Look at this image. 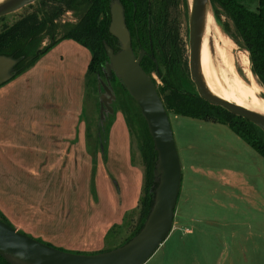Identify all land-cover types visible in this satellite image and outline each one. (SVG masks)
Masks as SVG:
<instances>
[{"label":"crops","instance_id":"obj_1","mask_svg":"<svg viewBox=\"0 0 264 264\" xmlns=\"http://www.w3.org/2000/svg\"><path fill=\"white\" fill-rule=\"evenodd\" d=\"M71 54L76 57L69 59ZM90 59L87 46L64 38L0 85V210L16 228L81 251L108 247L111 227L138 208L144 180L125 114L116 111L107 141L91 146L82 96L75 103L70 94L64 99L77 75L65 86L70 77L59 71L81 66L88 82ZM176 213L162 243L165 264H181L185 256L199 264L207 241L197 236L200 224L183 223Z\"/></svg>","mask_w":264,"mask_h":264},{"label":"rangeland","instance_id":"obj_2","mask_svg":"<svg viewBox=\"0 0 264 264\" xmlns=\"http://www.w3.org/2000/svg\"><path fill=\"white\" fill-rule=\"evenodd\" d=\"M152 1H156L157 4L166 2L162 11L158 5L154 6L155 15L158 16L160 13L159 17L165 20L163 25L165 32H161L160 35L167 39H177V48L181 55L180 63L187 74L184 78V86L189 90L197 91L189 65V0L187 2ZM239 1L253 10H258L260 6L264 7V0ZM44 12H47L54 21L56 25L54 35L59 37L64 30L78 23L83 11L68 6L66 0H36L1 17L0 33L10 30L22 19L31 16L33 18L28 22L37 20L36 24H38ZM212 17L218 29L233 42L232 51L236 56L237 69L248 80L238 59L239 53L248 54V51L243 49L223 27L224 23L230 20L229 17L223 12L220 19L214 10ZM41 32L37 49L49 43L54 36L51 37L47 29ZM69 57L74 59L76 55L71 54ZM79 57L87 60V56L81 53L78 54ZM159 66L162 70L165 68L164 65ZM79 67L75 66V70L65 67L66 69L59 72L70 77V82L65 86L70 85L71 77L77 75L71 87L65 89L64 99L70 94L75 103L82 96L83 117L88 124L87 141L93 146L94 142L99 141L97 139L99 132L101 142L106 138L104 125L108 124L109 114L102 122L103 128H98V123L101 122L100 98L105 92L101 81H105L110 83L115 93L112 101L114 110L123 113L125 111L129 118L127 124L131 130L133 156L144 168L141 148L145 142L146 127L141 110L126 91L122 79L115 72H112L109 78L111 81H108L106 73L92 72L89 81L87 79L86 82L83 79L85 75L78 69ZM152 73L157 83L161 85L162 78L155 69ZM260 95L264 97L262 85ZM170 119L182 164V182L176 206V219L183 223L200 224L196 229L197 236L207 241L204 245L206 254L200 257L199 264H264V156L226 123L176 115L173 112H170ZM133 214L136 215V212ZM130 217L131 215L128 218ZM180 232L177 231L175 235L180 237ZM128 233L124 227L119 229L118 233H112L109 237L111 241L107 246L118 243ZM156 252L157 255L151 264H165V246L162 244ZM187 259L185 256L181 264H193Z\"/></svg>","mask_w":264,"mask_h":264},{"label":"trees","instance_id":"obj_3","mask_svg":"<svg viewBox=\"0 0 264 264\" xmlns=\"http://www.w3.org/2000/svg\"><path fill=\"white\" fill-rule=\"evenodd\" d=\"M184 1L187 2L188 0ZM66 2L68 6L77 10L82 9L83 12L78 23L64 30V33L59 37L54 35L56 25L47 12L43 13L39 21L40 23L38 22V24H36L37 20L28 22V20L33 18V16H31L27 19H22L11 27L10 30L0 33V54L21 57L19 62L15 65L13 77L27 70L59 41L69 37L76 39L78 42L87 46L91 51V59L87 70L88 81L92 72L105 74V64L109 60L106 48L107 43L112 45L115 50L120 48L119 40L108 32L110 0H66ZM134 2L137 3L135 15L138 19L139 27L147 31L140 32V37L143 41L142 46L147 51H151L152 55L155 57L153 58L146 54L141 64L149 74H151L153 69H156L158 75L162 78L163 83L160 85L151 75L157 84L158 90L169 113L173 112L176 115H188L226 123L264 156V131L260 126L242 115L231 112L221 105L210 103L203 98L198 91L189 90L184 86V78H186L187 74L180 63L181 55L177 48V39H167L160 35L161 32H156L164 28L163 25L165 24V20L159 17L161 16L160 13L158 16L155 15L154 6L158 5L162 11L165 9L166 2L160 3L162 5L159 6L160 4L152 0H130L128 5H130L131 11L134 10ZM211 2L213 10L218 18L221 19V15L224 12L232 21H226L223 27L243 49L248 51L251 70L258 82L264 87V7L260 6L258 10H253L239 0H211ZM45 29L50 31L51 37L52 35L54 36L49 43L37 49L42 35L41 31ZM115 41L117 44H115ZM169 41L171 44H169ZM159 65H164L165 68L162 70ZM124 87L135 101L136 105L140 108L127 87ZM115 110L113 113L109 114L110 118L108 117V124L104 125L106 129V138L103 142L107 141L108 131L114 113L116 112ZM124 114L128 122L129 118L125 111ZM141 116L146 127L145 142L141 148L144 165V180L138 208L133 211L136 212V217L131 215L129 219L127 215L123 223L114 224L111 230H109L108 238L112 233H118L119 229L123 227L126 228L129 233L118 243L105 247L104 249L118 246L131 238L142 227L153 204L157 185L155 166L158 159V151L155 148L154 139L149 131L148 123L142 111ZM98 128H103L101 122L98 123ZM100 137L101 134L99 132L97 135L99 141H101ZM133 160L135 161L134 156ZM0 218L14 225L1 210ZM38 239L42 240L41 238ZM48 243L51 244L50 242ZM0 264L13 263L0 253Z\"/></svg>","mask_w":264,"mask_h":264},{"label":"water","instance_id":"obj_4","mask_svg":"<svg viewBox=\"0 0 264 264\" xmlns=\"http://www.w3.org/2000/svg\"><path fill=\"white\" fill-rule=\"evenodd\" d=\"M36 0H0V17L12 13ZM190 74L198 93L212 104L221 105L233 113L256 123L264 131V113L243 106L214 93L205 80L202 69V42L207 16L213 13L211 0H189ZM110 32L120 41L115 51L107 45V71L115 72L139 104L148 123L158 151L155 166L157 185L151 209L142 227L124 243L95 252H79L40 240L0 218V253L13 264H143L162 245L171 232L182 182V164L171 124L170 113L152 76L141 64L144 54L135 53L132 36L119 0L111 5ZM21 57L0 54V84L11 79ZM107 69V71H106ZM101 123L114 112L115 93L101 81Z\"/></svg>","mask_w":264,"mask_h":264},{"label":"bare ground","instance_id":"obj_5","mask_svg":"<svg viewBox=\"0 0 264 264\" xmlns=\"http://www.w3.org/2000/svg\"><path fill=\"white\" fill-rule=\"evenodd\" d=\"M233 42L215 24L208 14L202 42V69L210 89L217 95L243 106L264 113V97L260 95L261 84L250 67V58L239 53L246 78L236 66Z\"/></svg>","mask_w":264,"mask_h":264},{"label":"flooded vegetation","instance_id":"obj_6","mask_svg":"<svg viewBox=\"0 0 264 264\" xmlns=\"http://www.w3.org/2000/svg\"><path fill=\"white\" fill-rule=\"evenodd\" d=\"M116 0H110V21H109V25H108V32H110V23H111V5L113 2H115ZM122 5H123V8H124V14H125V21L127 23V26L129 27L130 29V32H131V36H132V45H133V49L135 51V53L137 54V56H139V54L144 51V54L142 56V59H141V63H142V60L143 58L145 57L146 54L152 56L153 58H155L151 51H147L143 46H142V38L140 37V32H147L146 30H144L143 28L139 27V24H138V19L135 15L136 13V7H137V3L134 2V10L131 11L130 10V5H128V2H130V0H119ZM35 2V1H34ZM32 2V3H34ZM32 3H29L28 5L32 4ZM26 5V6H28ZM5 16V15H4ZM3 17V16H2ZM1 18V17H0ZM156 32H165L164 28H161L160 30L156 31ZM111 34V32H110ZM114 38L118 39L116 36H114L113 34H111ZM119 40V39H118ZM120 42V41H119ZM108 44V43H107ZM115 44H117V42L115 41ZM113 47V46H111ZM114 48V47H113ZM120 48L118 49H114L115 51L119 50ZM157 68V67H156ZM107 71V69H106ZM155 71L157 72V70L155 69ZM107 74H108V77L111 78V74L107 71ZM153 73L151 72L150 75H152ZM158 74V73H157ZM153 76V75H152ZM110 80V79H109ZM111 81V80H110Z\"/></svg>","mask_w":264,"mask_h":264}]
</instances>
